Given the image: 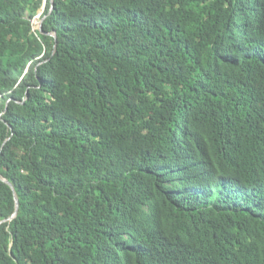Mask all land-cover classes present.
<instances>
[{
	"label": "trees",
	"instance_id": "trees-1",
	"mask_svg": "<svg viewBox=\"0 0 264 264\" xmlns=\"http://www.w3.org/2000/svg\"><path fill=\"white\" fill-rule=\"evenodd\" d=\"M0 264H264V0H0Z\"/></svg>",
	"mask_w": 264,
	"mask_h": 264
},
{
	"label": "rangeland",
	"instance_id": "rangeland-1",
	"mask_svg": "<svg viewBox=\"0 0 264 264\" xmlns=\"http://www.w3.org/2000/svg\"><path fill=\"white\" fill-rule=\"evenodd\" d=\"M43 9H44V6L41 8L40 12L38 13L37 16H35L31 22L32 24V29L35 31V30H39V23L41 22V19H40V15L41 13L43 12Z\"/></svg>",
	"mask_w": 264,
	"mask_h": 264
},
{
	"label": "water",
	"instance_id": "water-1",
	"mask_svg": "<svg viewBox=\"0 0 264 264\" xmlns=\"http://www.w3.org/2000/svg\"><path fill=\"white\" fill-rule=\"evenodd\" d=\"M41 22H42V20H41ZM41 22L39 23V30H40V27H41Z\"/></svg>",
	"mask_w": 264,
	"mask_h": 264
}]
</instances>
